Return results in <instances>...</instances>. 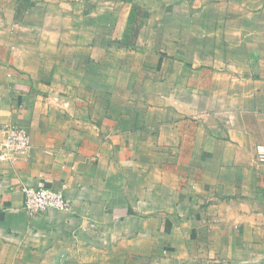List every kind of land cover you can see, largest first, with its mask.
Masks as SVG:
<instances>
[{"label":"crops","instance_id":"0c3cea01","mask_svg":"<svg viewBox=\"0 0 264 264\" xmlns=\"http://www.w3.org/2000/svg\"><path fill=\"white\" fill-rule=\"evenodd\" d=\"M0 125L32 142L0 163V264L241 257L264 227V0H0ZM25 185L70 211L29 215Z\"/></svg>","mask_w":264,"mask_h":264},{"label":"built area","instance_id":"2783aa9c","mask_svg":"<svg viewBox=\"0 0 264 264\" xmlns=\"http://www.w3.org/2000/svg\"><path fill=\"white\" fill-rule=\"evenodd\" d=\"M0 135L2 136V141L0 142V163L14 165L30 155L32 150L31 137L24 127L17 125L4 127L0 125ZM258 158L260 162L264 163L263 147L258 148ZM65 188L64 185L60 187L23 186L24 211L32 216L48 212H69L71 205L66 198Z\"/></svg>","mask_w":264,"mask_h":264},{"label":"rangeland","instance_id":"374dc122","mask_svg":"<svg viewBox=\"0 0 264 264\" xmlns=\"http://www.w3.org/2000/svg\"><path fill=\"white\" fill-rule=\"evenodd\" d=\"M251 236L256 238L255 246H253V250L248 251L247 244L245 248L241 249L239 255L241 257H231L228 259V262H223V264H264V227L258 226L256 229H252L250 231ZM232 260L234 262H232ZM227 261V260H226Z\"/></svg>","mask_w":264,"mask_h":264}]
</instances>
